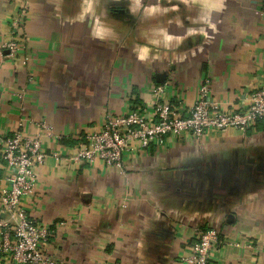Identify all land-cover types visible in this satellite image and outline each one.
<instances>
[{"label":"crops","instance_id":"0c3cea01","mask_svg":"<svg viewBox=\"0 0 264 264\" xmlns=\"http://www.w3.org/2000/svg\"><path fill=\"white\" fill-rule=\"evenodd\" d=\"M22 3L17 56H0V135L42 136L46 159L21 204L63 222L48 254L184 264L198 230L215 228L211 264H264V119L129 154L122 174L71 160L81 130L149 100L152 85L185 107L208 80L221 108L241 107L264 71V0H0V46Z\"/></svg>","mask_w":264,"mask_h":264},{"label":"built area","instance_id":"2783aa9c","mask_svg":"<svg viewBox=\"0 0 264 264\" xmlns=\"http://www.w3.org/2000/svg\"><path fill=\"white\" fill-rule=\"evenodd\" d=\"M20 8L11 22V37L0 46V56L9 59L17 56L19 31L26 21V4ZM208 83L205 80L199 86L196 99L185 107L173 100L165 85H152L149 100L134 101L123 114L106 113L97 129L81 130L75 137L71 160L87 164L98 161L122 174L124 158L129 154H143L153 146L165 147L168 139H201L208 131L233 129L243 134L264 119V71L238 109L221 108L210 97ZM41 127L49 132L47 125ZM45 159L41 134L24 136L17 131L12 136L0 135V160L4 162L7 183L0 187V264H65L47 252L63 222L47 225L34 221L21 204L33 193L37 169ZM221 243L215 228L198 230L182 263L211 264L212 252Z\"/></svg>","mask_w":264,"mask_h":264},{"label":"water","instance_id":"95a60500","mask_svg":"<svg viewBox=\"0 0 264 264\" xmlns=\"http://www.w3.org/2000/svg\"><path fill=\"white\" fill-rule=\"evenodd\" d=\"M163 77H164V74H161L160 76H156V81L159 82V83L160 82L162 83L163 82Z\"/></svg>","mask_w":264,"mask_h":264}]
</instances>
